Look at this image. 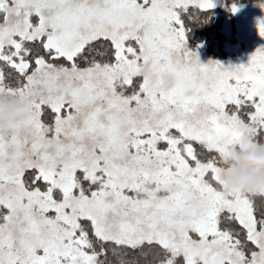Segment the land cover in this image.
I'll list each match as a JSON object with an SVG mask.
<instances>
[{
    "label": "snow or ice",
    "instance_id": "snow-or-ice-1",
    "mask_svg": "<svg viewBox=\"0 0 264 264\" xmlns=\"http://www.w3.org/2000/svg\"><path fill=\"white\" fill-rule=\"evenodd\" d=\"M214 7L0 0V264H264V190L222 163L264 144V47L202 63Z\"/></svg>",
    "mask_w": 264,
    "mask_h": 264
},
{
    "label": "rangeland",
    "instance_id": "rangeland-1",
    "mask_svg": "<svg viewBox=\"0 0 264 264\" xmlns=\"http://www.w3.org/2000/svg\"><path fill=\"white\" fill-rule=\"evenodd\" d=\"M218 15L222 19V34L225 38L224 48L226 57L211 58L204 50V45L198 44L190 47L198 52L202 63L217 61L227 66L247 65L255 51L264 47V37H261L257 22L264 19V9L260 7L263 2L229 3L227 0H214ZM235 6L239 10L233 13Z\"/></svg>",
    "mask_w": 264,
    "mask_h": 264
},
{
    "label": "clouds",
    "instance_id": "clouds-1",
    "mask_svg": "<svg viewBox=\"0 0 264 264\" xmlns=\"http://www.w3.org/2000/svg\"><path fill=\"white\" fill-rule=\"evenodd\" d=\"M240 143H247V137H242ZM222 163L226 166L223 178L227 184L248 192L264 190V144L232 151Z\"/></svg>",
    "mask_w": 264,
    "mask_h": 264
},
{
    "label": "trees",
    "instance_id": "trees-1",
    "mask_svg": "<svg viewBox=\"0 0 264 264\" xmlns=\"http://www.w3.org/2000/svg\"><path fill=\"white\" fill-rule=\"evenodd\" d=\"M229 3L263 2L264 0H227ZM186 24L188 27V44L196 47L198 44L204 45V50L208 56L215 59L226 57L224 48V36L222 34V19L218 15L217 9L201 11L192 9L186 14ZM259 199V197H258Z\"/></svg>",
    "mask_w": 264,
    "mask_h": 264
}]
</instances>
